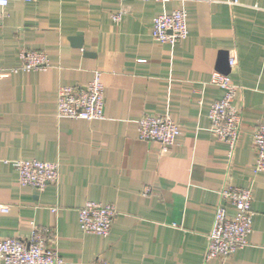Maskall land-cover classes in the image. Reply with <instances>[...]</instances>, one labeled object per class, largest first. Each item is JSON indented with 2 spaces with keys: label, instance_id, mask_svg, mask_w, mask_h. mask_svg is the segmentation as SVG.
<instances>
[{
  "label": "crops",
  "instance_id": "crops-1",
  "mask_svg": "<svg viewBox=\"0 0 264 264\" xmlns=\"http://www.w3.org/2000/svg\"><path fill=\"white\" fill-rule=\"evenodd\" d=\"M174 9L187 13V36L154 39L153 18ZM20 49L42 51L49 67L11 70ZM221 61L241 113L231 160L208 118ZM0 67V239L40 229L63 264H264V172L253 171L252 141L264 124V0H11ZM95 71L103 117H57L58 87H83ZM144 114L178 125L168 152L138 137ZM16 159L57 163V183L20 186ZM227 183L251 189L252 230L232 255L207 259L217 207L234 211L219 194ZM86 201L115 206L107 236L81 231Z\"/></svg>",
  "mask_w": 264,
  "mask_h": 264
},
{
  "label": "built area",
  "instance_id": "built-area-1",
  "mask_svg": "<svg viewBox=\"0 0 264 264\" xmlns=\"http://www.w3.org/2000/svg\"><path fill=\"white\" fill-rule=\"evenodd\" d=\"M11 0H0V26L5 8ZM33 1V0H24ZM126 1V0H120ZM149 1V0H140ZM187 13L184 9H174L169 13H159L152 21V36L161 42L173 44L187 36ZM119 19L120 14L114 15ZM20 65L11 70H43L49 67L45 53L38 50L20 49ZM234 55L229 57L230 67L236 65ZM2 68L0 67V73ZM211 84L222 90V95L210 104L208 118L210 130L215 137L227 144L228 160L233 158L237 143L241 113L234 105L235 85L228 74L213 71L209 79ZM104 114V87L100 81V72L95 71L93 78L83 87L60 85L57 90V117L99 119ZM178 125L167 115L144 114L138 120V137L144 141L156 142L162 153L169 151L176 136ZM255 151L253 171L264 172V124H260L252 135ZM18 175L20 186H29L42 190L48 184L58 181V164L37 159H16L12 161ZM148 189L146 188L145 191ZM220 197L233 208L228 214L224 204H220L214 215L211 230L207 234L205 257L225 258L237 249L248 244V235L252 230V191L231 183L219 190ZM0 209L4 206L0 204ZM117 210L112 204L86 201L78 211L79 227L83 233L107 236ZM0 261L5 264H63L57 247L40 229L34 230L26 238L4 237L0 239ZM94 264H111L107 260L96 258Z\"/></svg>",
  "mask_w": 264,
  "mask_h": 264
},
{
  "label": "water",
  "instance_id": "water-1",
  "mask_svg": "<svg viewBox=\"0 0 264 264\" xmlns=\"http://www.w3.org/2000/svg\"><path fill=\"white\" fill-rule=\"evenodd\" d=\"M80 42L77 40L76 41V45L77 46H80ZM218 70L220 71V72H222V73H227L228 72V65H227V62L225 61V62H223V61H221L220 62V64H219V66H218Z\"/></svg>",
  "mask_w": 264,
  "mask_h": 264
}]
</instances>
